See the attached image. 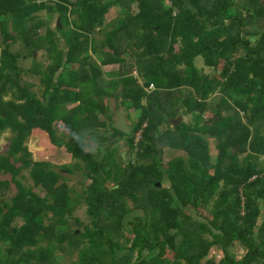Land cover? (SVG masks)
<instances>
[{"label": "trees", "instance_id": "trees-1", "mask_svg": "<svg viewBox=\"0 0 264 264\" xmlns=\"http://www.w3.org/2000/svg\"><path fill=\"white\" fill-rule=\"evenodd\" d=\"M111 9L118 18L106 23ZM247 21H264L260 0H0V138L11 133L0 153L11 178L0 182V264H264V28L253 40ZM38 51L46 65L23 67ZM110 100L137 114L129 134L112 127ZM180 117L191 121L168 122ZM34 132L72 163L55 172L31 160ZM90 140L113 149L95 154ZM159 144L186 158L164 167ZM75 171L89 183L73 194L62 173ZM211 201L206 225L190 210ZM136 210L128 244L123 223ZM213 246L220 261L208 258Z\"/></svg>", "mask_w": 264, "mask_h": 264}, {"label": "rangeland", "instance_id": "rangeland-1", "mask_svg": "<svg viewBox=\"0 0 264 264\" xmlns=\"http://www.w3.org/2000/svg\"><path fill=\"white\" fill-rule=\"evenodd\" d=\"M43 17L45 19L49 20V24L51 27H54L57 21L56 15L55 16H47L45 14H42ZM118 18V13L116 9H111L110 12L108 13V15L106 16V23H114L116 21V19ZM21 44H18L17 46H15L14 50L15 51H21L23 53V55H26V50L25 48L21 47ZM35 64L34 62L32 63V59L31 58H24L21 61V64L23 67L29 68L32 66H37V68L42 65L45 66L46 65V59H45V54L44 51H38L35 56ZM203 58L202 57H198L195 60V65L196 67L199 68V70H201V68H203ZM39 65V66H38ZM115 71L116 68H114V66H108L106 68V72L109 71ZM28 80V79H27ZM36 83V82H35ZM152 90V86L149 89V92ZM35 92H37V88L34 89ZM179 93V91H178ZM11 98L8 97L6 99L10 100ZM110 108L116 107V103L112 100L108 101ZM135 114V113H134ZM136 115V114H135ZM137 116H130V118L128 119L129 124L134 123V121L136 120ZM191 119L188 120V122H190ZM111 129L108 128L107 131H105V135L106 137L108 135H110L111 133ZM103 135V131L98 130L97 131V136H102ZM11 137V133L10 131H6L2 134L1 138H0V153H3L9 146V140ZM124 143V140H123ZM89 146H90V151L93 153H104L105 151H107L108 149H113L112 145L109 146V144H105V143H94L91 140L88 142ZM124 145V144H123ZM27 146L30 149V158L31 160H44V161H48L49 163H51V165H53V170L55 172H60L58 167H60L61 165H63V163H65V165H68V163H72V160H68L67 155L66 157H62V158H58L56 156H54V154L51 153V149L49 148V144H48V140L47 137L41 133V132H34L33 134H31V136L29 137V139L27 140ZM115 146V145H114ZM124 147V146H123ZM161 152V154L159 155V159L161 161V165H163L164 167H167L170 165L172 166L173 163L176 162L177 159H185L186 158V153L183 152H176L173 150H164ZM128 154L130 155V153L127 152V157ZM76 161V160H75ZM262 162L264 163V158L262 159ZM24 180L23 183L26 187H30L32 185V182L30 181V174L29 171H25L24 174ZM62 176L66 179L67 185L69 188L72 189L73 194L75 192H81L83 187L88 185V181L82 177L81 172L79 171H75L73 176H68L66 175V173H62ZM11 178L10 177H4L0 175V182H7L10 181ZM168 184V182L166 180H164L163 184ZM110 185V183H109ZM221 184H214L213 185V189L214 191L217 193L220 190ZM16 188L14 185H11L10 188L6 191L8 196L13 195L14 193H16ZM212 203L213 201L207 203V205L204 208H201L199 210L198 213H195L193 210H190V212H192V214L194 215L195 219L203 224H209V220L211 219V208H212ZM75 215L78 216L83 223H89V218L86 214V207L85 205H80V207H78L76 209ZM135 217H140L143 219L142 216V212L140 210H136L133 213L127 215L125 217L124 223H123V230H122V235H123V240H125L126 242H128V244L130 243V240L132 239L133 233H132V228L131 225H129V222L134 220ZM231 253L233 255H235V257L239 258L240 256H242V248L239 245L234 246L231 249ZM145 254V252L143 253ZM167 257L168 258H172L173 254L171 252L167 253ZM221 256H223L222 252H221V248L219 246H213L211 248V251L209 252L208 258L210 260V258H215V260L220 261ZM136 258V251H134L133 254V261H135ZM77 260V255H74L72 257V261H76ZM69 262H71V258L69 257H65L64 260H62L61 264H69ZM219 263V262H217ZM205 264V262H204Z\"/></svg>", "mask_w": 264, "mask_h": 264}, {"label": "crops", "instance_id": "crops-1", "mask_svg": "<svg viewBox=\"0 0 264 264\" xmlns=\"http://www.w3.org/2000/svg\"><path fill=\"white\" fill-rule=\"evenodd\" d=\"M260 2H262V4L264 5V0H260ZM254 27H255V29H254ZM260 27L264 28V21L259 22V23H256V24H253L252 21H247V22H246V28H247V30L251 31V36H252V39H253V40H255V38L257 37L258 29H259ZM246 34H247V33H246ZM108 66H109V65H108ZM108 66H105V67L103 68L104 72H106L105 70H106V68H107ZM110 66H114V68H116V70H121V68L118 67L117 65H110ZM203 68H204V64H203ZM203 68H201V70H203ZM116 70H115V71H116ZM205 71H206V73H209V72H210V71H208V70H205ZM112 72H113V71L111 70V71H109V72H106V74H109V73L112 74ZM110 78H112V77H109L108 79H110ZM141 83H142V81H141ZM213 98H216V96H214ZM109 103H110V102L107 101V114H108V115H113V124H114L115 119H116V113H117L118 111L123 112V114H124V116H125L126 124L130 127V131H131V125H132V124H129L128 119L130 118V116H131V117H132V116H137V114L135 113V114H136V115H135L134 113H130V114L127 115V113L124 111V109H121L120 107H117V104H116V107H114V105H113V107L110 108ZM207 117H211V116L207 115ZM180 118L182 119L180 123H182L183 121L188 122V120L191 119V117H180ZM171 119H177V118H170V119H168V122H169V120H171ZM169 123H170V122H169ZM180 123H178V124H180ZM178 124H177V125H178ZM171 126H173V125H171ZM164 128H166V127H164ZM103 133L105 134L104 131H103ZM119 140H120V141H118V143L116 144V146H118V148H119L120 151H124V150H125V145H123L124 143H123V141H122L121 139H119ZM209 140H210V153L213 155V157H215V156H217V152H218V150H217V148H216V144H217V142L215 141V139H211V138H209ZM103 143H105V144H109V146L112 145V141H111V140L106 141V142H103ZM123 146H124V147H123ZM162 149L166 150V149H168V148H164V146L161 145V152L163 151ZM168 150H171V149H168ZM173 151L179 152L178 150H173ZM180 152H183V151H180ZM183 153H185V152H183ZM125 154H126V152H122V156H123V157L125 156ZM160 154H161V153H160ZM263 219H264V213H262V216L259 217V220H258V223H257V227H259L260 225H262V220H263Z\"/></svg>", "mask_w": 264, "mask_h": 264}, {"label": "water", "instance_id": "water-1", "mask_svg": "<svg viewBox=\"0 0 264 264\" xmlns=\"http://www.w3.org/2000/svg\"><path fill=\"white\" fill-rule=\"evenodd\" d=\"M57 23V27H60V24H59V20L57 19L56 21ZM181 118H177V119H171L169 120L170 124L173 125V126H176L178 123L181 122ZM112 127L123 133V134H129L130 133V127L126 124V121H125V116L123 114V112H120L118 111L116 113V119H115V122L114 124L112 125ZM159 148H161V145L159 144ZM228 208V207H227Z\"/></svg>", "mask_w": 264, "mask_h": 264}, {"label": "built area", "instance_id": "built-area-1", "mask_svg": "<svg viewBox=\"0 0 264 264\" xmlns=\"http://www.w3.org/2000/svg\"><path fill=\"white\" fill-rule=\"evenodd\" d=\"M140 134H141V130H139V131L136 133V136H135V139H136V140L139 138Z\"/></svg>", "mask_w": 264, "mask_h": 264}, {"label": "flooded vegetation", "instance_id": "flooded-vegetation-1", "mask_svg": "<svg viewBox=\"0 0 264 264\" xmlns=\"http://www.w3.org/2000/svg\"><path fill=\"white\" fill-rule=\"evenodd\" d=\"M123 157V156H122Z\"/></svg>", "mask_w": 264, "mask_h": 264}]
</instances>
